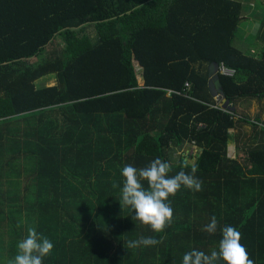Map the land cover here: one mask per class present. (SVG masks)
Segmentation results:
<instances>
[{"label":"trees","instance_id":"trees-1","mask_svg":"<svg viewBox=\"0 0 264 264\" xmlns=\"http://www.w3.org/2000/svg\"><path fill=\"white\" fill-rule=\"evenodd\" d=\"M245 7L243 0H0V233L27 236L35 227L54 244L43 264H182L193 248L218 250L228 225L242 234L249 258L264 264V119L236 109L240 100H264V44L254 33L237 39ZM91 24L96 42L80 34ZM59 36L63 51L46 54ZM211 63L237 71L217 75L220 101L204 69ZM51 74L57 85H37ZM239 123L255 131L242 160L228 154ZM192 147L197 154L176 156ZM157 157L171 164L170 176L195 158L183 170L197 166L203 181L202 191L182 186L169 198L173 220L162 232L134 221L119 202L123 166L143 168ZM21 158L33 163L22 182ZM212 216L218 227L209 234ZM141 236L160 243L125 247ZM16 254L17 247L0 252V264Z\"/></svg>","mask_w":264,"mask_h":264},{"label":"clouds","instance_id":"clouds-1","mask_svg":"<svg viewBox=\"0 0 264 264\" xmlns=\"http://www.w3.org/2000/svg\"><path fill=\"white\" fill-rule=\"evenodd\" d=\"M189 166V161H183L182 170L170 176L171 164L159 157L139 169L131 164L124 165L121 169L124 178L119 200L121 207L132 210L134 221L150 226L154 232L164 231L173 220V208L169 198L174 197L182 186L194 192L202 191L203 181L195 175L197 166L191 165V173L183 170ZM144 182H147V188ZM113 187L118 185L114 182ZM217 227V218L212 216L204 230L214 234ZM221 233L218 250L206 254L193 248L183 255L182 264H219L220 261L224 264H255L241 243L242 234L235 227L225 225ZM158 243L160 241L155 237L141 236L136 240H127L125 247H147ZM53 249L54 244L50 239L38 233L35 227H29L27 236L18 242L17 254L9 264H43L44 258L49 256Z\"/></svg>","mask_w":264,"mask_h":264},{"label":"rangeland","instance_id":"rangeland-1","mask_svg":"<svg viewBox=\"0 0 264 264\" xmlns=\"http://www.w3.org/2000/svg\"><path fill=\"white\" fill-rule=\"evenodd\" d=\"M258 1L260 0H243V2L245 3V16H247V19L245 21H242V23L240 24V30H239V34L237 39L240 38L239 36H241L243 39H247V37L250 35V33H254L255 35H259L257 37H259L260 40H256L255 42L258 43V45H262L264 44V15L260 16V13L264 14V0H262L263 5L258 7ZM256 14V16H255ZM249 19V21H248ZM246 29V30H245ZM247 32V36L245 35ZM256 32V33H255ZM80 34H89L93 41L96 42L98 39V35L96 32V28L93 24L88 25L84 31H81ZM56 42L55 44H52L50 46L47 47V53L50 54H57V53H61L63 51V49L65 48L64 45V41L62 39L61 36L56 38ZM241 39V38H240ZM246 41V40H241ZM253 41V40H252ZM244 43V42H243ZM236 45H237V40H236ZM261 47V46H260ZM256 50V48H254L252 50V52L254 53ZM210 70V68H209ZM212 87L215 90L214 95L216 96L215 99L217 101V94L218 92V80L215 77V74L212 73ZM47 77V76H46ZM52 81H37L38 85H42V84H52ZM236 109L237 112L245 117H250L252 119H255V117L257 115H260L262 117V119H264V100H262L261 102L258 100H253V101H249L248 99L246 100H240L238 101V103H236ZM231 106V105H230ZM255 134V131L253 130L252 125L247 124V123H239L238 127L234 130L231 131V139L228 143V154L229 156L232 157H241L244 158L245 156V149L246 147V142L248 143H252V139H250V136ZM248 139L250 141H248ZM245 147V148H244ZM184 150H187L188 154L191 155L192 153L197 154L199 148L198 147H192L191 149H186L184 148L182 151H177L176 152V156H179L180 154L183 153ZM176 159V158H175ZM189 161L193 162L195 160V158L193 157H189L188 158ZM33 163L27 162L25 159L21 158L18 159L17 161V169H19L21 171V175H22V180L20 182H22L25 179L26 176V169L30 168L32 166ZM14 177V175L10 176V178H7L8 181L10 179H15L12 178ZM6 178H1V181L4 182L3 186H2V191H6L5 187H7L8 185V181ZM20 180V178H18V181ZM17 181V182H18ZM22 191V190H21ZM0 227H2L1 222H0ZM17 230V229H16ZM16 230L13 231H9L7 233H0V252L4 251V253H9V250L13 249L14 247H17V244L20 240H22L25 236L26 237V233L22 232V229H18V232ZM23 235V236H22Z\"/></svg>","mask_w":264,"mask_h":264},{"label":"crops","instance_id":"crops-1","mask_svg":"<svg viewBox=\"0 0 264 264\" xmlns=\"http://www.w3.org/2000/svg\"><path fill=\"white\" fill-rule=\"evenodd\" d=\"M248 21H249V19H248ZM246 30V29H245ZM246 34V36H247V32H245ZM256 33V32H255ZM257 40H260L259 39V37H257ZM46 54H49V53H47V50H46ZM36 60H37V58H36ZM223 64V63H222ZM221 64H218V66H216V63H211V64H205V67H204V69L206 68L207 70H209V68H210V70L208 71V73H209V82H210V86H211V91H212V93L214 94V92H215V90L213 89V87H212V78H211V76H212V74H211V72L212 73H214L215 74V77H217L216 76V73H217V71H218V68H219V66H220ZM136 67H137V70H138V81H139V84L141 85V86H143L144 85V83H145V80H144V77H143V74H142V67H140L138 64H137V62H136ZM205 69V70H206ZM217 79V78H216ZM40 81H52L53 83L52 84H42V85H38V86H46V87H50V86H54V85H57L58 84V79H57V77H56V75L55 74H51V75H47V77L45 76V77H42L41 79H39ZM38 80V81H39ZM37 83V82H36ZM218 89H219V85H218Z\"/></svg>","mask_w":264,"mask_h":264},{"label":"built area","instance_id":"built-area-1","mask_svg":"<svg viewBox=\"0 0 264 264\" xmlns=\"http://www.w3.org/2000/svg\"><path fill=\"white\" fill-rule=\"evenodd\" d=\"M223 74V75H227V76H235L237 74L236 69L227 67L224 63L221 64L218 68V71L216 74ZM189 86V83H187V87ZM217 101H220L222 96L220 95V93L217 94Z\"/></svg>","mask_w":264,"mask_h":264},{"label":"water","instance_id":"water-1","mask_svg":"<svg viewBox=\"0 0 264 264\" xmlns=\"http://www.w3.org/2000/svg\"><path fill=\"white\" fill-rule=\"evenodd\" d=\"M216 66H218V64H216ZM199 148V147H198Z\"/></svg>","mask_w":264,"mask_h":264}]
</instances>
